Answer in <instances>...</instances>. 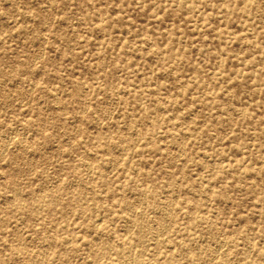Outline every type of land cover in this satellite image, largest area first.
<instances>
[{
  "label": "rangeland",
  "instance_id": "rangeland-1",
  "mask_svg": "<svg viewBox=\"0 0 264 264\" xmlns=\"http://www.w3.org/2000/svg\"><path fill=\"white\" fill-rule=\"evenodd\" d=\"M0 264H264V0H0Z\"/></svg>",
  "mask_w": 264,
  "mask_h": 264
},
{
  "label": "bare ground",
  "instance_id": "bare-ground-1",
  "mask_svg": "<svg viewBox=\"0 0 264 264\" xmlns=\"http://www.w3.org/2000/svg\"><path fill=\"white\" fill-rule=\"evenodd\" d=\"M58 103V102H57ZM21 143V142H20ZM8 146V145H7Z\"/></svg>",
  "mask_w": 264,
  "mask_h": 264
}]
</instances>
